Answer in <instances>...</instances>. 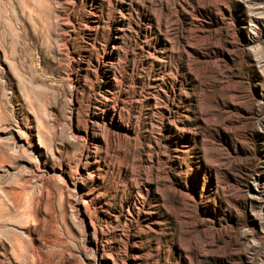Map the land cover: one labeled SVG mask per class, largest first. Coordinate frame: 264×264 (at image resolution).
Listing matches in <instances>:
<instances>
[{
  "label": "rangeland",
  "instance_id": "rangeland-1",
  "mask_svg": "<svg viewBox=\"0 0 264 264\" xmlns=\"http://www.w3.org/2000/svg\"><path fill=\"white\" fill-rule=\"evenodd\" d=\"M0 264H264V0H0Z\"/></svg>",
  "mask_w": 264,
  "mask_h": 264
}]
</instances>
